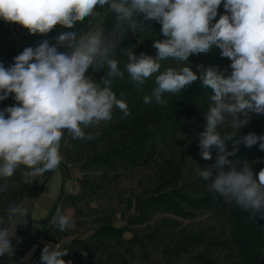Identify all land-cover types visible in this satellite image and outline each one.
Instances as JSON below:
<instances>
[{
    "label": "clouds",
    "instance_id": "9594fccd",
    "mask_svg": "<svg viewBox=\"0 0 264 264\" xmlns=\"http://www.w3.org/2000/svg\"><path fill=\"white\" fill-rule=\"evenodd\" d=\"M221 4L225 14L212 24ZM106 5L107 12L115 16L111 32L105 28L107 13L96 11ZM140 14L144 20L162 25L160 34L165 39L153 43L156 58L129 51L122 71L115 52L127 29L133 33L146 29L135 18ZM90 17L95 22L88 23L86 33L62 32L53 45L44 40L35 48L25 47L7 68L0 62V101L12 94L16 101L0 111V179L12 177L21 166L27 184L48 171L58 178L65 130L73 139H92L84 129L111 121L114 107L123 118L131 114L111 88L113 79L122 80L125 72L137 85L156 74L157 87L152 96L144 97L145 104L154 98L163 105L164 93H180L199 79L214 93L204 114L205 130L199 134L200 154L211 160L210 150L218 148L220 154L212 167L220 171L213 175L212 168L198 167L196 172L203 180H211L210 191L250 211L252 218L264 210V168L254 174L247 162L238 167L229 159L236 155L240 142L236 130L240 132L248 123L250 114H264V0H0V20L19 24L30 34H47L58 24L73 29L76 22ZM212 45L231 61L230 72L200 65L197 75L186 62L191 54L207 52ZM61 47L65 51H59ZM168 58L186 66L161 72L159 61ZM105 67L107 72L100 80L89 74L90 68L99 72ZM222 125L233 131L222 133L218 130ZM226 141H233L231 151L226 149ZM242 142L246 147L259 142L264 150V136L249 133ZM225 165L230 170L224 171ZM56 189L53 184L50 191L55 194ZM6 190L7 184H0V192ZM8 213L16 233L17 226L27 222V210L13 204ZM52 223L65 231L71 227V217L58 208ZM12 239L9 228L0 227V256L13 255ZM68 254L60 243L54 248L45 245L40 264H71L63 259Z\"/></svg>",
    "mask_w": 264,
    "mask_h": 264
},
{
    "label": "trees",
    "instance_id": "16d2710c",
    "mask_svg": "<svg viewBox=\"0 0 264 264\" xmlns=\"http://www.w3.org/2000/svg\"><path fill=\"white\" fill-rule=\"evenodd\" d=\"M104 8H97L96 11L102 12ZM139 16V15H138ZM136 16L135 18H137ZM141 20L142 17L139 16ZM95 22L94 18H86L84 21L76 22L73 29H67L61 25H56L54 29L47 34H30L28 29L19 24L14 25L15 34L10 32L11 29L5 26V21L0 20V62L7 68L14 63V58L20 54L25 47L38 46L42 41L47 40L50 45L56 43L55 37L62 32L77 31L86 33L88 31V23ZM115 20L107 13L105 18L106 31L111 32ZM153 31L146 34V44L140 51L148 54L153 58L157 57V50L153 47L155 40H163L165 37L160 34L162 25L153 24ZM10 30V31H9ZM133 32L125 31L123 38L115 52V58L119 61V67L124 71V66L128 62L127 53L132 51ZM59 51H65L59 48ZM225 57L221 56V49L212 45L207 52L191 54L186 63L192 66V70L199 75L200 65L204 68L218 65ZM161 64L160 71L165 69L181 68L186 66L183 62L172 58L159 61ZM107 68L99 72H93L89 69V74L96 80L103 78ZM155 75L147 79L143 85H137L131 81L127 72L124 78H114L111 88L116 94L117 99L126 102L130 115L123 118V113L119 108H113L114 121L106 125L104 133L100 135H91L88 128L84 131L86 135H91L92 139H73L65 130L68 136L66 145L63 149L64 155L67 157L74 148L92 149L88 163L93 166L107 167L111 165H120L124 168L135 167L138 165H147L155 159L157 155L158 142H165L166 139L177 133L186 131H197L204 123V117L201 111L209 105L211 101L209 97L214 93L210 88L202 86V82L197 81L186 86L180 93H164L162 98L166 101L163 105L152 102L145 104L143 99L145 96H152L153 90L157 87L155 83ZM10 95L8 99L0 101V111L9 106L16 104V101ZM253 126L261 129L259 136H264V119L258 118L252 121ZM236 146V155L232 156L234 162L243 166L245 162L250 164L254 174L264 168V150H260L259 142L252 147H246L242 140ZM67 145H70L67 146ZM233 148V141L230 145V151ZM212 159L205 160L200 154L199 137H190L183 149L178 152V161L174 166L171 159H163L159 165L156 184L154 191L148 198L139 201L136 215L130 218L127 223L116 227L108 221L99 223L92 229V233L88 239L75 237L69 242L60 244L62 249H66L69 254L64 256L65 261L71 264H81V255L84 254L88 258L87 264H130V257L134 253L136 244H142L138 234L133 231L130 226L145 222L155 212H168L181 217L191 215L192 211L207 209L210 206H218L220 208L221 217L224 219L227 227L226 237L220 239L217 237H209L208 243L212 247H220L225 251L224 258L218 259L211 257L205 252L195 256L193 264H264V210L257 213L252 218L250 211H244L238 207L235 202H229L219 193L210 191L203 187L205 180L201 177L192 181L185 180L184 189L170 188L169 185L175 181L180 175V168L183 159L188 158L198 165H204L207 162H217L220 154L219 149L213 147L211 150ZM167 166H166V165ZM22 170H17L14 175L7 179H0V184H7V190L0 192V219L6 225L13 221L8 220V209L13 204L18 205L22 200L30 198L36 187L37 179L42 177V182H46L52 171L43 173L42 176L36 178L32 184L24 183ZM65 165L61 162L60 170L64 172ZM64 178L67 171L63 173ZM89 188H94L93 183L84 181ZM198 187L200 189H198ZM169 189L165 191V189ZM202 188V190H201ZM72 198L65 193L63 186L60 187L59 193L49 208L46 217L43 219L37 233L31 237H27L23 230L16 229L13 235L12 243L15 246L13 255H5L4 259H0V264H8L17 262L22 259L29 249L35 245L32 257L40 264V257L45 244L39 241V238L46 241H59L68 236L70 232L66 229L60 231L59 228L52 223L53 217L57 209L63 210L60 206L65 199ZM25 232L30 231V220L27 218L25 223ZM131 232L132 237L126 239L125 232ZM192 238V237H191ZM111 245L112 247H108ZM96 255V258L94 256Z\"/></svg>",
    "mask_w": 264,
    "mask_h": 264
},
{
    "label": "rangeland",
    "instance_id": "374dc122",
    "mask_svg": "<svg viewBox=\"0 0 264 264\" xmlns=\"http://www.w3.org/2000/svg\"><path fill=\"white\" fill-rule=\"evenodd\" d=\"M105 13H108L107 5L102 14ZM108 14L115 20L114 14ZM223 14H225V9L221 4L217 17L211 23L214 24L220 15ZM139 16L143 18V14ZM139 16L136 18L137 21H142L146 29L137 33H130L133 37L131 42L134 54L142 52L140 50L146 45L144 44L146 34L153 31L151 27L153 24H159L156 21L141 20ZM5 26L11 29V31L9 30L10 32L15 34L14 25L6 22ZM130 31L128 29V32ZM230 63L231 61L228 58H224L221 63L212 67L220 72H224L225 69L230 72ZM227 74L228 72H225V75ZM209 105L201 111L204 123L197 131L177 133L169 136L165 142L159 141L157 144V155L147 165L129 168H124L120 165L93 166L88 163L92 153V149L89 147L74 148L75 150L71 151L66 157L63 149L68 136L64 135L60 151L63 156L62 163L65 165L64 172L67 171L66 178L63 176V170L58 168V178H56V173L52 172L46 182H42V177L37 179L33 195L18 204L27 210L30 220V231L25 232V223L18 225L17 228L23 230L27 237L35 235L49 208L55 201L61 186H63L65 193L72 197L65 199L60 204L63 207L62 212L71 217V227L67 229L70 234L59 241H46L39 238L41 243L51 245L54 248L56 244L67 243L75 237L88 239L92 229L98 226L99 223L106 221L116 227L124 225L136 215L139 201L152 195L162 160L171 159L175 166L179 158L178 152L185 147L188 139L190 137H199V134L205 130L206 119L204 114L208 111ZM258 118L264 119V114H250L248 123L241 128L240 132L236 130V137L239 136L238 139L242 140V137L249 133H255L259 136L261 129L252 125V121ZM241 119H244V117L242 116ZM113 121L114 118L109 122H101L97 126H90L88 132L91 135H100L104 133V127ZM218 130L222 133L233 131L226 125H222ZM68 134L71 135L69 132ZM231 142H225L228 151H230ZM229 159L234 162L232 156ZM183 161L179 177L175 178V181L169 185L171 189L185 190L187 188L184 185L186 179L194 181L200 178L196 172L198 167L212 168L213 175H217L220 171L219 168L212 167L216 164L212 161L204 165H198L188 158L183 159ZM237 166L242 167L238 163ZM18 170H22V167ZM228 170H230V165H225L224 171ZM86 180L93 183L94 188H89L84 182ZM210 183L211 180L205 181L203 187L209 189L208 185ZM53 184L57 185L55 194L50 191ZM198 189L200 188L198 187ZM168 190V188L165 189V191ZM220 211V208L214 205L207 209L192 211L191 215L186 217L158 211L153 213L145 222L131 225L130 228L138 234L142 244L138 243L133 246L135 249L132 257H130V264H193L195 263V256L202 252L222 260L225 256L224 249L212 247L208 243L209 237L220 239L226 237L227 227ZM0 227H8L13 235L15 233V221L8 225L5 223L0 224ZM123 235L126 239L132 237V233L128 231ZM108 247L112 246L108 245ZM34 249L35 245L29 249L22 259L8 264H38L32 257ZM4 257L5 255L0 256V259L2 260ZM94 258H96V255ZM87 263L88 258L82 254L81 264Z\"/></svg>",
    "mask_w": 264,
    "mask_h": 264
}]
</instances>
